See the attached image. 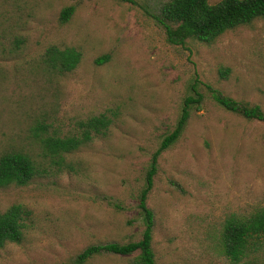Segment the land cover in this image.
<instances>
[{
	"label": "rangeland",
	"instance_id": "obj_1",
	"mask_svg": "<svg viewBox=\"0 0 264 264\" xmlns=\"http://www.w3.org/2000/svg\"><path fill=\"white\" fill-rule=\"evenodd\" d=\"M133 1L0 0V153L21 149L47 170L28 186L0 188V212L14 204L31 212L23 241L0 250V264H73L88 246L138 241L137 197L151 156L192 88L203 97L200 109L190 110L180 138L161 153L147 195L155 261L264 264V233L240 263L219 251L227 217L264 209V122L225 111L211 92L264 113V20L212 44L175 46L152 18L168 0ZM69 6L71 17L60 23ZM14 39L22 41L15 52ZM49 46L80 51V64L65 75L49 72L41 63ZM100 114L112 120L106 137L65 156L59 172L38 157L31 127L70 136ZM133 257L106 254L86 264H132Z\"/></svg>",
	"mask_w": 264,
	"mask_h": 264
},
{
	"label": "trees",
	"instance_id": "obj_2",
	"mask_svg": "<svg viewBox=\"0 0 264 264\" xmlns=\"http://www.w3.org/2000/svg\"><path fill=\"white\" fill-rule=\"evenodd\" d=\"M135 4L133 0H121ZM73 7L62 9L60 23H65L72 15ZM155 24L164 30L167 43L183 46L187 41L212 44L228 31L248 26L254 20H264V0H220L210 5L208 0H168L163 3L156 15H152ZM22 41L14 39L13 52ZM0 44V52L5 51ZM82 59L80 51L57 46L47 47L41 56V63L49 72L65 75L73 72ZM108 59L102 56L96 63ZM228 70L219 71L222 77ZM213 101L225 111L236 114L245 120L264 122V113L256 105L236 101L219 91L212 90ZM202 95L192 88V94L185 97L174 129L166 135L152 154L145 174V184L137 197V210L141 217L143 230L138 241L104 243L91 245L82 250L73 264H86L101 255L129 257L134 255L132 264H157L152 249L154 215L147 207V195L157 171V161L161 153L173 145L183 133L190 117V110L200 109ZM112 124L105 114L92 116L79 123L77 132L70 136H58L49 133L48 126L37 123L29 129L30 136L40 149V156L47 159L50 168L59 172L65 166V156L71 155L90 144L97 138H104ZM47 170L21 149H8L0 153V188L25 187L36 178L44 177ZM31 212L22 204H14L0 212V250L8 244H20L29 227ZM264 233V209L248 217L230 215L224 220L219 238V251L231 262L240 263L251 246ZM260 264V263H249Z\"/></svg>",
	"mask_w": 264,
	"mask_h": 264
}]
</instances>
